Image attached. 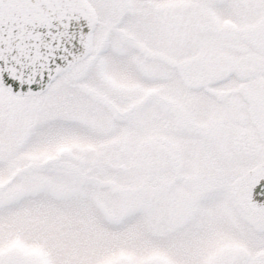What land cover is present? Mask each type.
Wrapping results in <instances>:
<instances>
[{
	"label": "snow or ice",
	"instance_id": "snow-or-ice-1",
	"mask_svg": "<svg viewBox=\"0 0 264 264\" xmlns=\"http://www.w3.org/2000/svg\"><path fill=\"white\" fill-rule=\"evenodd\" d=\"M0 264H264V0H0Z\"/></svg>",
	"mask_w": 264,
	"mask_h": 264
}]
</instances>
